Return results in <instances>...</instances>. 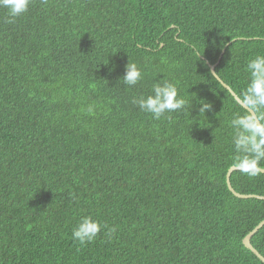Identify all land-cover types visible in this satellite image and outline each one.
I'll list each match as a JSON object with an SVG mask.
<instances>
[{"label":"trees","instance_id":"obj_1","mask_svg":"<svg viewBox=\"0 0 264 264\" xmlns=\"http://www.w3.org/2000/svg\"><path fill=\"white\" fill-rule=\"evenodd\" d=\"M6 19L0 264H264L243 244L264 200L227 185L243 107L209 66L242 99L245 65L264 54V0H33ZM130 60L145 74L132 88ZM165 77L188 104L155 120L131 101ZM91 103L95 117L81 112ZM231 182L264 196V175ZM85 215L117 232L80 246ZM252 244L264 256V227Z\"/></svg>","mask_w":264,"mask_h":264},{"label":"clouds","instance_id":"obj_2","mask_svg":"<svg viewBox=\"0 0 264 264\" xmlns=\"http://www.w3.org/2000/svg\"><path fill=\"white\" fill-rule=\"evenodd\" d=\"M32 3L33 0H0V10L7 13L5 23H15L29 11ZM44 3H47V0H44ZM244 71L248 82L242 93L243 112L234 113L229 121L234 149L230 167L250 177H257L264 175V54L251 57ZM211 75L213 79L218 78L215 73ZM144 79L145 74L139 64L130 60L121 79L124 85L129 88L136 87ZM131 102L141 112L149 114L155 120L171 119V113L184 109L188 104L181 95L177 83L167 77L155 82L150 94L133 97ZM200 105V115L205 116V113L212 108V105L206 101ZM97 107L95 103H91L81 108V112L95 117ZM104 229H107L106 235L109 239L117 232L116 227H109L91 215H85L72 229L71 239L80 246L86 247L94 243Z\"/></svg>","mask_w":264,"mask_h":264},{"label":"water","instance_id":"obj_3","mask_svg":"<svg viewBox=\"0 0 264 264\" xmlns=\"http://www.w3.org/2000/svg\"><path fill=\"white\" fill-rule=\"evenodd\" d=\"M210 66V69H211V72L212 73H215L217 76V72H216V65H211L209 64ZM226 89H228L232 96L236 99V101L243 107V100L236 94L235 91L232 90V88L227 85L219 76L218 78H216ZM235 172V170H232L230 169L228 171V174H227V185H228V188L230 190V192L236 197V198H239V199H259V200H264V196H259V195H244V194H241L239 192H237L234 187L232 186V182H231V177H232V174ZM264 227V221H262L261 223H259V225L257 227L254 228L253 231H251L243 240V244L244 246L250 250L260 261H262L264 263V256L253 246L252 244V239L254 237V235L256 233H258V231Z\"/></svg>","mask_w":264,"mask_h":264}]
</instances>
